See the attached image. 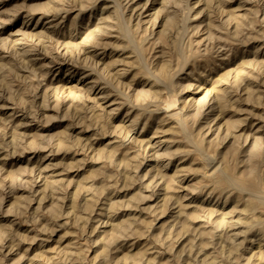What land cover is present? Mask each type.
<instances>
[{"label": "rangeland", "instance_id": "374dc122", "mask_svg": "<svg viewBox=\"0 0 264 264\" xmlns=\"http://www.w3.org/2000/svg\"><path fill=\"white\" fill-rule=\"evenodd\" d=\"M0 264H264V0H0Z\"/></svg>", "mask_w": 264, "mask_h": 264}, {"label": "bare ground", "instance_id": "6f19581e", "mask_svg": "<svg viewBox=\"0 0 264 264\" xmlns=\"http://www.w3.org/2000/svg\"><path fill=\"white\" fill-rule=\"evenodd\" d=\"M105 9V8H104ZM173 108V104L172 103H166L165 104V110H167L165 113H169V110ZM171 112V111H170ZM115 158V156H114ZM175 179V178H174ZM173 179V180H174ZM231 184V183H230ZM247 214V213H246ZM224 226V225H223ZM239 226V225H238Z\"/></svg>", "mask_w": 264, "mask_h": 264}]
</instances>
